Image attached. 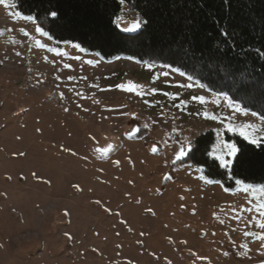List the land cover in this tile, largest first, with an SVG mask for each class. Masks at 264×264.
<instances>
[{
	"label": "rangeland",
	"instance_id": "obj_1",
	"mask_svg": "<svg viewBox=\"0 0 264 264\" xmlns=\"http://www.w3.org/2000/svg\"><path fill=\"white\" fill-rule=\"evenodd\" d=\"M17 12L0 4V264H264L248 234L264 232L263 184L172 167L209 129L217 159L226 132L241 135L229 124L264 137L261 117L170 66L57 42ZM120 16L125 32L143 26L126 30L144 21L127 3ZM129 81L144 94L118 87Z\"/></svg>",
	"mask_w": 264,
	"mask_h": 264
},
{
	"label": "trees",
	"instance_id": "obj_2",
	"mask_svg": "<svg viewBox=\"0 0 264 264\" xmlns=\"http://www.w3.org/2000/svg\"><path fill=\"white\" fill-rule=\"evenodd\" d=\"M57 42H74L105 60L127 56L170 66L209 91L228 96L243 109L264 116V0H13ZM124 3L144 19L129 33L117 24ZM58 13L57 17L50 15ZM145 132L142 127L139 135ZM226 139L239 152L230 167L211 155L213 129L198 133L188 154L172 167H202L227 188L237 180L264 185V142L238 133Z\"/></svg>",
	"mask_w": 264,
	"mask_h": 264
},
{
	"label": "snow or ice",
	"instance_id": "obj_3",
	"mask_svg": "<svg viewBox=\"0 0 264 264\" xmlns=\"http://www.w3.org/2000/svg\"><path fill=\"white\" fill-rule=\"evenodd\" d=\"M6 2V0H0V4H4ZM121 2L123 3V0H121ZM15 15L28 20V21H34L35 17L32 15H27V16H23V14L17 12L15 13ZM50 15L52 17H57L58 13L56 11H51ZM118 21H122L123 20V16H118L117 17ZM142 23H146L145 21H142L140 19H137L135 21H133L131 28H128L126 30H136L138 28L141 27ZM36 31L38 32H42L44 35H48L47 32L44 31V29L40 28L39 26H37ZM27 35V32L25 33ZM77 47H79V45H76ZM89 63H92V61H88ZM149 68L152 67L151 64L147 65ZM66 67H71L70 65H66ZM182 75H184V73H181ZM165 75H167V73H165ZM189 79H191V76H189ZM118 87H120L121 89H124L126 91L129 92H137L140 95H143V91H142V85H139L133 81H129L127 84H120L118 85ZM201 87H204V85H201ZM153 91H157V89H153ZM63 94H61L62 96ZM173 98H175V95L173 96ZM194 99H198L201 102H203L205 100L204 97H194ZM237 110L239 111H245L247 112V109H243L241 108L239 105H236ZM256 113H253V115H255ZM205 115L207 116L208 114L205 113ZM261 120L264 121V116L261 117ZM229 130L232 131H240L241 135L245 136V138L249 139L251 141V143L253 144H258L261 142H264V137H258L256 134V125L253 124H244L242 126H240L239 128H235L233 125L229 124L228 125ZM262 128H264V125H262ZM135 131H139V129H136ZM129 135H132V133H129ZM112 145L109 144L106 148H100L97 149V151L107 154L111 149H112ZM193 147V145L191 143H189L187 146L185 145H181L180 151L177 153L176 158L180 159L181 157L185 156L188 154V151L191 150V148ZM153 152L158 151V148L156 146H153L151 149ZM239 149L238 147L234 144V143H225L224 144V148L222 150H220V155H219V160L221 162V165L224 167H230L232 165V163L234 162V159L236 157V155L238 154ZM227 157V158H226ZM116 163H119V161H117ZM35 175V174H34ZM239 184L241 185H245L246 182L245 181H238ZM76 187L78 188L79 186L76 185ZM253 186L252 185H246L244 187L245 191H248L249 189H251ZM228 190V189H226ZM260 192L264 193V185L260 186ZM97 203H99V201H97ZM248 211H251V209H247ZM149 212H151V209H148ZM257 211L260 212V214L262 216H264V202L260 203ZM260 228L264 229V220L260 221ZM250 235L253 236H258V239H260L261 241H264V232H261L259 234L257 233H248ZM186 243V242H185ZM204 259V258H201Z\"/></svg>",
	"mask_w": 264,
	"mask_h": 264
}]
</instances>
